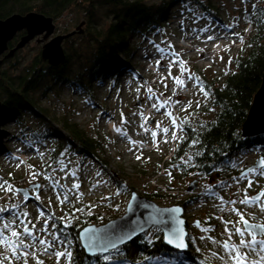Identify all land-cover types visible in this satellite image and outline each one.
Wrapping results in <instances>:
<instances>
[{
  "label": "rangeland",
  "instance_id": "374dc122",
  "mask_svg": "<svg viewBox=\"0 0 264 264\" xmlns=\"http://www.w3.org/2000/svg\"><path fill=\"white\" fill-rule=\"evenodd\" d=\"M148 5H157L163 0H143ZM205 1V0H204ZM212 5L219 9L220 21H215L211 17L200 16L199 18L194 13L189 12L187 9L181 6H177L173 10L168 22L163 25V28L156 33L152 38L144 41H135L136 50L132 55L130 68L126 71H120L119 76L114 77L112 80L107 78L104 82H101L95 86V94L92 104L85 103V100H89L88 97L73 87L66 86H53L52 89L42 91L38 90L34 94L35 102L39 110L45 114L49 127L55 128L61 133V124L63 120L73 121L79 124L82 130L91 138L98 139L102 143L103 155L102 157L108 161L109 171H106L98 164L93 158H85L78 154H70L66 152V156L61 158L60 155L57 158L64 159L65 162L72 161L69 167L79 166V181L81 187L80 192L83 193V200L81 204H76V207L81 205L95 204L96 207L92 211L96 214H100L104 219L111 217L115 219L121 217L125 213V207L129 199L131 192H136L140 196L144 197L145 192L154 190H160L163 194H167L166 197L155 199L154 202L160 207H169L174 205H180L184 208L183 217L188 221L189 233L191 237H195V244H192L188 240L191 247L196 251V248H200L202 257L210 256V244L208 241H201L199 236L202 234L198 228L194 227V222L199 220L201 226L211 225L214 227V231L209 233L213 238L223 239L221 233L224 230L223 223L215 219L217 215H223L225 220L238 219L234 215L229 213H219L216 208L213 207L214 201L212 199L204 198V203H199V194L203 191V186L212 183L215 184L218 180H222L223 176L230 175L231 177L239 175V169L232 168L228 172H220L219 174H213L211 176L196 177L190 179H172L169 183V178L164 174L166 164L169 161L175 142L163 143L164 136L158 135L157 139L159 143V151L152 144V138L150 133L145 134L140 125L145 122L139 115L140 112L149 117V123L145 124L146 127L156 130L159 133V129H156L155 123L162 121L164 127H170V120L164 115L165 111H172L174 115L183 117L185 113L181 112V107L187 104L189 100L195 101L201 99L195 93L197 89L193 88V82L187 83V91L181 92L178 97L173 99H179L182 101L181 105H168L166 108L157 112L155 109H151L150 104L154 101L147 100L146 87H151L157 96L162 101L167 97L172 96V88L175 86L172 79L168 78L164 81L168 85L165 89L164 83L160 82L161 76H167L168 59L161 61V67L156 69L155 61L159 59L158 53L149 41H154L156 44H161V41L170 42L176 53L180 54V59L186 61V67L190 69L192 73L198 75H204L205 78L212 79L218 76L224 75L226 69L229 72L234 69V62L229 65V56L234 60L238 56L239 48L242 45L240 40L232 36L231 33H239L244 38V43L254 34L253 24H249L244 20V14L252 11V5H261L259 0H248V3H242V0H209ZM103 15V12L99 13ZM82 12H74L71 15L65 16L60 21L54 22L56 29L54 34L49 37L45 42L38 43L37 40L41 38L36 37L30 41L24 48L20 49L15 55L8 60L2 62L0 66L1 72H5L6 76H17L37 57L40 56V52L44 43L48 42L51 38L59 35H66L71 32H77V25L82 21ZM235 18V19H233ZM107 19H103L100 23L107 22ZM184 21V29L181 30L180 21ZM81 25V23H80ZM223 25H232L231 29H225ZM82 25L80 26V28ZM207 27L209 31L207 33H200L199 29ZM197 29L196 32L191 31ZM245 29H249L245 31ZM22 33H19L14 39L13 43L17 42V38ZM207 35H215L217 39L213 41L206 40ZM200 37L199 39L197 37ZM233 40L235 43L233 44ZM9 44V45H10ZM63 44V43H62ZM61 44V47H62ZM219 45L217 53L212 54V47ZM165 44H161V47H165ZM228 50H225V49ZM202 49L203 51H198ZM87 52V50H85ZM223 57V60H221ZM195 69V70H194ZM196 71V72H194ZM173 75L179 74L178 66H174L172 69ZM1 77V74H0ZM117 81V82H115ZM145 84V88H141L137 93V88ZM163 93V96H159ZM139 96V98H138ZM3 100L0 94V101ZM94 105V106H93ZM142 106V107H141ZM195 107L193 103L192 108ZM191 108V109H192ZM189 109V110H191ZM121 112L128 123L125 125L128 134L132 140L146 141V146L143 148L142 159L137 161L136 155L139 152H129L130 145L128 142L120 138L115 131H113V124L119 125L121 121ZM106 113L107 115H101ZM135 114V115H134ZM98 116L100 117L99 119ZM1 121V119H0ZM26 127V128H25ZM25 128V129H24ZM39 128H44V124L41 123V117H34L33 114H24L21 124L16 123H4L0 125V177L9 181L16 188L29 187V176L27 165H32L37 171H45L42 165L51 163L50 149H56V142L50 137L35 139L30 136L31 132L40 131ZM171 132L168 133L170 139ZM35 141L34 143H32ZM31 144V147H29ZM20 150L19 152L17 150ZM38 152L44 153L41 158ZM263 151V150H262ZM257 149H249L243 151L240 156H237L235 160L238 163L242 161L240 167L247 168L253 166L260 156H264V152ZM13 155L23 157L25 164L19 168L15 167L18 161L12 160ZM164 163V164H163ZM163 164V165H162ZM160 167H157V166ZM123 172L124 182L126 185L124 191L120 195H113L116 191V184H101L99 187L89 191L91 184L95 183L97 179L109 180L114 178L118 181L116 173ZM119 170V171H118ZM97 171H101L100 177L96 176ZM9 173L12 174L11 178ZM63 173L57 171L55 173L56 179H61ZM173 177V176H172ZM196 180L195 190L188 191L187 185L191 180ZM258 183H254L253 187L248 190L249 195H255L259 193L261 188L264 187V177H256ZM37 182L46 184L43 176L37 177ZM62 184H67L71 187L73 179L71 177L67 179H61ZM231 183V182H230ZM247 181L242 182L239 187H246ZM168 186L173 187V191L168 190ZM237 186L232 185L227 190H220V195L224 199H234L232 193H235ZM12 194L0 193V206L6 204L10 205L13 201L8 199V196ZM43 204L47 212H55L57 216H61L64 212L69 210L67 205H59L56 202L55 195L49 189L48 191L41 190L40 192ZM104 196H110V201H104L101 198ZM49 197L52 199V206L47 207ZM192 198H197V203H191ZM75 200V196H72ZM184 203V204H183ZM34 202L28 203V211L32 214L33 221L37 215L36 208L33 206ZM117 205L119 207H117ZM237 207L247 212H258L255 207L250 209H244V206L237 205ZM63 209V211H62ZM79 213H77L78 215ZM7 216V213H5ZM247 218V217H246ZM166 259H170V255H175V252H169ZM45 258V259H44ZM40 259L48 260L45 256H41ZM153 263V262H152ZM29 264H34V261L30 260ZM45 264H56L54 259H49ZM63 264V262H62ZM190 264V263H189ZM194 264V263H192ZM213 264H216L213 260Z\"/></svg>",
  "mask_w": 264,
  "mask_h": 264
},
{
  "label": "snow or ice",
  "instance_id": "6c2138e0",
  "mask_svg": "<svg viewBox=\"0 0 264 264\" xmlns=\"http://www.w3.org/2000/svg\"><path fill=\"white\" fill-rule=\"evenodd\" d=\"M242 3L247 4L248 0H242ZM253 17H256V19L253 20ZM247 22L250 25L256 23L258 26H264V9H259L257 4H253ZM180 27L181 30L184 29L183 20L180 21ZM222 27L231 29L233 26L223 25ZM248 30L245 29V31ZM159 31L157 29V32ZM191 31L196 32L197 29ZM208 31L207 27L199 29L200 33H207ZM231 35L237 37L241 44L244 43V38L239 33L232 32ZM215 39H217L215 35H207L204 42ZM149 43L152 44L160 57L155 61L157 70L162 66V60H169L167 76H161L160 82L164 83L166 79L171 78L175 85L172 88V96L161 101L150 86L145 88L147 82L141 84L137 88V93L140 92L141 88H145L148 94L147 100L154 101L150 104L151 109L159 112L168 105H181L182 101L173 99V97H178L181 92L187 91V83L190 81L193 82V88L197 89L195 94L202 97L203 106L207 107L209 101H212L213 104L217 102L212 90L206 87L199 76L186 67L187 62L179 58L180 54L174 51L170 42L162 40L161 44H165V47H161V44H156L154 41H149ZM234 43L235 40H233ZM251 46L249 45V47ZM216 47H219V45H216ZM198 51L202 52L203 50L199 49ZM221 60H223V57H221ZM232 62L233 58L229 56V65ZM174 66L179 68L178 75H173L172 69ZM228 73L229 70L226 69L225 75ZM232 74L235 75V73ZM164 87L167 89L168 85L164 83ZM159 96H163V93H160ZM85 103L92 104V101L85 100ZM193 103H195L196 111H189ZM201 107V99H196L195 101L189 100L187 104L181 107V112L185 113L183 117L174 115L172 111H165L164 115L169 118L170 127H164L162 121H157L155 127L159 129V133L146 127L145 124L149 123V117L145 116L143 112L139 113L141 119L145 122L140 127L145 134L150 133L152 144L157 151L160 150L159 143L161 141L157 139L160 134L164 136L163 143H176V147L170 149L172 152L179 151L180 145L187 141V148L184 155L178 158V163H170L169 168L164 169V174L168 176L169 183L173 179L171 169L185 171L188 168L202 167L196 160L197 157L205 155L204 144L198 132V129L206 128V123L198 120ZM208 111H215V108L209 107ZM101 115L107 114L101 113ZM99 118L98 116L97 119ZM128 123L130 122L126 120L123 112H121L120 124H113V130L120 138L128 142L130 145L129 152L140 153L135 157L139 161L142 159L143 148L147 142L132 140L125 127ZM189 131L192 133L191 137L188 135ZM169 132H171L170 139L168 138ZM248 135L250 133H246L244 130L233 132L234 138L240 140L245 139ZM198 145L200 147H197ZM29 147H31V144H29ZM37 154L41 158L44 156V153L38 152V150ZM208 155H211V153H208ZM65 156L66 152L60 153L61 158ZM61 158H53L51 163L42 165L45 171H37L34 166L27 165L29 176V188L27 189L16 188L15 185L0 177V193L5 195L11 193L12 195L8 196V199L13 201L10 205L0 206V264H29L30 260L34 261V264H45L44 260L40 259L41 256L55 257L56 264H62V262L63 264H144V261H159L165 257L144 255V248L133 252L129 242L152 247L157 240L161 239L162 234V242L171 248L177 249L179 253L188 249L189 245L186 243V237L192 244H195L196 238L191 237L185 230V221L181 218L182 208L177 206L159 209L147 202L138 201L135 194L132 195V201L136 202V209H152L147 215L136 212V218L133 220L122 218L121 221L112 222L104 227H85L78 234H73L69 229L74 221H80V216L77 213H86L91 216L93 215L92 209L96 205L88 204L76 207V204H81L83 200V193L79 191L81 187L79 181L80 168L79 166L69 167L72 161L65 162ZM11 159L18 161L15 164L17 168L25 164V161L19 156L13 155ZM228 163L232 168L239 169V175L233 176L231 183L218 180L215 184L208 183L204 185L203 191L199 194L198 202L204 203V198L217 201L213 207L219 213H229L238 219L225 220L223 215L215 216V219L220 220L224 225V230L221 233V236L224 237L222 240L209 235L214 231L213 226L202 227L199 220L194 222V227L202 233L199 239L208 241L210 244V256L202 258L199 264H213V260L216 264H264V187L255 195H249L248 193L253 184L258 183L256 177H264V156H260L253 166L247 168L240 167L242 161L238 163V160L229 159ZM213 170L220 171L219 168ZM57 171L64 174L61 179L69 177L73 179L70 188L67 184H62L61 179L55 178ZM188 174L207 178L210 173L189 172ZM101 175L102 172L97 171L96 176L100 177ZM11 176L12 174L9 173L10 178ZM39 176H43L47 183L37 182ZM244 181H247L246 187L240 188L239 185ZM109 183L116 184L117 191L113 195H120L126 188V185L115 181L114 178L109 180L97 179L95 183L91 184L89 191L91 192L101 184L106 185ZM233 184L237 186L236 192L231 194L235 198L224 199L220 195V190H227ZM189 187L194 190V184L189 185ZM49 189L55 195L56 202L59 205L68 206V212L57 216L54 211L49 213L42 207L43 201L40 192ZM73 195L75 200L72 199ZM101 199L110 201L111 197L104 196ZM30 201L34 202L33 206L36 208L35 221H33L32 214L27 210ZM191 203H197V200L194 199ZM237 205L244 206V209L255 207L258 212L250 213L237 207ZM51 206L52 199L49 197L47 207ZM117 207L119 206L117 205ZM128 209L130 212L134 211L132 203H129ZM5 213H7V216H5ZM196 251L200 252V248L197 247ZM166 255L167 253H165ZM165 264H186V261L181 255L177 254L173 255L171 260L165 259Z\"/></svg>",
  "mask_w": 264,
  "mask_h": 264
},
{
  "label": "trees",
  "instance_id": "16d2710c",
  "mask_svg": "<svg viewBox=\"0 0 264 264\" xmlns=\"http://www.w3.org/2000/svg\"><path fill=\"white\" fill-rule=\"evenodd\" d=\"M259 1L261 5L258 8L264 9V0ZM177 6L184 7L198 18L206 16L215 21L221 20L219 9L209 0H163L157 5H148L143 0H0V20L12 15L28 13L51 18L53 23L74 12L81 11L83 16L80 22L82 27L80 28L79 23L76 27L77 32L63 41V63L51 66L43 62L39 56L17 76H6L5 72H1L0 94L3 100L0 101L2 113L0 125L4 123L20 125L24 114L41 117L44 128L31 132L30 136L35 139L39 138L38 136L44 139L50 137L56 142L57 150L50 149L52 151L51 161L61 152H68L85 158H93L104 170L109 171L108 161L102 157L104 154L102 143L98 139L89 137L79 124L73 121L63 120L61 133L55 128H50L43 110L38 109L34 94L38 90H51L53 86L61 85L73 87L86 95L89 100H93L97 84L104 82L107 78L112 80L115 77L117 80L120 71L130 68L131 58L136 50L135 41L142 42L152 38L158 33L157 29L161 30L168 22ZM101 12L103 15L99 14ZM249 13L244 14L245 21ZM104 18H108L107 22L100 23ZM252 19L255 20L256 17ZM252 24L255 29L254 34L246 44H242L239 48L238 56L233 60V71L209 80L204 75H198L206 87L212 90L217 101L215 104L209 101L207 107L202 103L199 110L198 120L206 123L205 129H198L204 144L205 155L196 158L202 165L200 168L193 167L185 171L171 169L174 179L201 177L200 175H189V172L210 173L208 176L220 172L225 173L232 169L228 163L229 159L235 160L243 151L257 149L264 152V135L243 140L233 136V132L241 130L245 122L253 96L260 87L264 71V26ZM12 43L9 45L10 48L16 44ZM249 45L252 46L249 47ZM209 107H214L215 111H208ZM189 111H196V109L194 107ZM188 135L191 137L192 133L189 131ZM186 148L187 141L180 145L179 151L171 153L166 169L169 168L170 163H178V158L184 155ZM215 168H219L220 171H214ZM116 174L117 182L123 184L122 170L120 169ZM231 178L230 175H226L222 180L231 182ZM192 182L196 184V180L192 179L187 185V190ZM168 190L173 191V187L168 186ZM166 196L167 194H163L158 189L144 193V197L152 201ZM194 199L197 198H192L190 201ZM78 215L80 221H74L69 229L73 234H78L85 226H100L112 220L111 217L104 219L94 212L91 216L86 213ZM188 245L187 251L175 252V255H181L188 263L199 264L203 258L201 253L195 251L189 242ZM129 246L133 252L144 248L143 254L150 256L166 257L171 252L163 244L162 235L152 247L133 242L129 243ZM165 253H167L166 256ZM152 261H144V264H150Z\"/></svg>",
  "mask_w": 264,
  "mask_h": 264
},
{
  "label": "water",
  "instance_id": "95a60500",
  "mask_svg": "<svg viewBox=\"0 0 264 264\" xmlns=\"http://www.w3.org/2000/svg\"><path fill=\"white\" fill-rule=\"evenodd\" d=\"M54 32H55V25L53 23V20L51 18H46L36 13H28L26 15H12L4 20H0V66L3 61L11 59L15 55L16 52L24 48L30 41H32L36 37L41 36V38L38 39L37 42L43 43L49 37H51L54 34ZM19 33H23V35H21L18 38L15 46L10 48L9 46L10 42H12L13 39ZM75 33L76 32H71L67 35H59V36L57 35L51 38L48 42L44 43L42 46L41 52H40L41 60L43 62H47V64L51 66H58L61 63H63L64 53H63L61 44L63 43L65 39L71 37ZM0 74H1V70H0ZM1 115L2 113L0 111V119H1ZM241 130H244L246 133H250V135H248L245 139H254L259 136L264 135V71L262 74V80H261L260 87L253 96L250 108L248 110L245 122L243 123ZM191 184H194V190H195L196 188L195 182H192ZM27 188H24V189H27ZM188 191H192L189 186H188ZM133 194H135V196L138 198V201L147 202L150 205H153L159 209H166V208H172V207H177V206L182 208L183 212L181 214V218L185 221V230L188 233L186 229L188 225V221L183 217L184 208L182 206L174 205V206H169V207H160L156 204V202L149 200L143 196H140L136 192L130 193L128 202L125 207V213L121 217L112 219L108 221L107 223L100 225V226L88 225L85 227H98V228L104 227L112 222L121 221L122 218L133 220L136 218V212H140V213H143L144 215H147L149 212L152 211L151 208L136 209V202L132 201ZM129 203L133 204L134 211L132 212H130L128 209ZM82 230L83 228L80 231ZM186 243H187V240H186ZM164 245L170 250L179 252L177 249L171 248L170 246L166 244Z\"/></svg>",
  "mask_w": 264,
  "mask_h": 264
},
{
  "label": "built area",
  "instance_id": "2783aa9c",
  "mask_svg": "<svg viewBox=\"0 0 264 264\" xmlns=\"http://www.w3.org/2000/svg\"><path fill=\"white\" fill-rule=\"evenodd\" d=\"M214 46H216V45H214ZM214 46H213V47H214ZM241 46H242V45H241ZM241 46H240V47H241ZM213 47H212V54H213V53H217L218 50H219V48H221V47H216V50H214ZM45 257H46V259H48V260H49V259H54V260H55V257H52V258H49V257H47V256H45ZM44 259H45V258H44ZM48 260H45L44 262H47ZM152 264H165V259H161V260H159V261H156V260H155V261H153Z\"/></svg>",
  "mask_w": 264,
  "mask_h": 264
},
{
  "label": "bare ground",
  "instance_id": "6f19581e",
  "mask_svg": "<svg viewBox=\"0 0 264 264\" xmlns=\"http://www.w3.org/2000/svg\"><path fill=\"white\" fill-rule=\"evenodd\" d=\"M213 49H214V50H216V46H214V47H213ZM113 131H114V130H113ZM21 158H22V159H24V156H23V157H21Z\"/></svg>",
  "mask_w": 264,
  "mask_h": 264
},
{
  "label": "flooded vegetation",
  "instance_id": "af4514ba",
  "mask_svg": "<svg viewBox=\"0 0 264 264\" xmlns=\"http://www.w3.org/2000/svg\"><path fill=\"white\" fill-rule=\"evenodd\" d=\"M189 229V227H188V225H187V230ZM188 232H189V230H188Z\"/></svg>",
  "mask_w": 264,
  "mask_h": 264
}]
</instances>
